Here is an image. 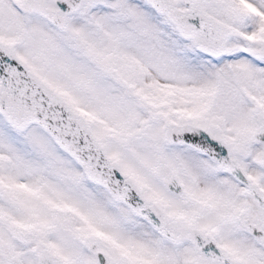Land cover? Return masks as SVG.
Returning a JSON list of instances; mask_svg holds the SVG:
<instances>
[{
	"label": "snow or ice",
	"instance_id": "6c2138e0",
	"mask_svg": "<svg viewBox=\"0 0 264 264\" xmlns=\"http://www.w3.org/2000/svg\"><path fill=\"white\" fill-rule=\"evenodd\" d=\"M0 264H264V0H0Z\"/></svg>",
	"mask_w": 264,
	"mask_h": 264
}]
</instances>
